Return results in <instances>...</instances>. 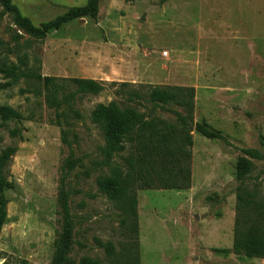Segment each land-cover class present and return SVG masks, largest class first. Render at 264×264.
Masks as SVG:
<instances>
[{"label":"rangeland","instance_id":"374dc122","mask_svg":"<svg viewBox=\"0 0 264 264\" xmlns=\"http://www.w3.org/2000/svg\"><path fill=\"white\" fill-rule=\"evenodd\" d=\"M13 2L40 26L89 0ZM0 64L31 68L59 86L49 92L0 71V106L21 116L0 120V155L16 150L4 169L10 187L0 264H54L63 194L73 221L65 264H264L217 252L234 245L239 150L264 154V0H102L97 20L74 21L45 39L21 31L0 5ZM71 79L94 80L105 90L82 95ZM121 84L142 94L148 86L195 89L194 122H207L230 145L192 133L191 189L162 190L171 179L155 158L102 155L105 135L92 115L100 105L128 104ZM47 96L62 107L49 106ZM135 104L148 120L177 124L176 113L185 115L146 100ZM126 159L144 177L130 189L136 211L130 201L122 209L98 183L116 166L126 170ZM254 165L246 189L264 203V160ZM106 243L115 247L111 257L100 245Z\"/></svg>","mask_w":264,"mask_h":264},{"label":"trees","instance_id":"16d2710c","mask_svg":"<svg viewBox=\"0 0 264 264\" xmlns=\"http://www.w3.org/2000/svg\"><path fill=\"white\" fill-rule=\"evenodd\" d=\"M102 0H89L84 7L69 9L57 19L35 25L29 18L24 17L13 0H0V5L5 14L12 16L15 26L27 35L36 39H45L50 33L61 30L65 25L74 21L92 18L98 19L100 4ZM169 0H161L164 4ZM25 58L22 61L27 62ZM0 71L7 78L16 81L17 77L27 80L41 82L46 90L59 86L56 80L43 77L33 69H19L17 66L8 67L0 64ZM77 93L82 95H99L105 88L94 80L71 79L69 80ZM15 82L9 84L12 87ZM117 84H113L116 86ZM7 87V86H1ZM119 94L126 96L128 104L100 105L92 115L93 123L98 126L105 135L106 144L102 149V155L107 160H113L126 152L135 151L141 154L140 160L146 162L148 158H155L162 167V172L170 177V183H164L162 190L185 191L191 189L192 185V152L187 148L194 145L192 133L198 132L201 136L213 140L228 143L226 136L220 131L213 129L207 122L195 123V98L194 88L184 87H160L148 86L146 94L129 90V84L118 85ZM139 100H146L153 107L165 108L173 106L185 113H176L177 124L158 122L156 119L148 120L135 104ZM68 98L63 102L66 104ZM47 103L51 107H62V102H57L52 96H47ZM77 115V114H76ZM21 116L9 107L0 106V120L8 123L20 120ZM230 145V143H228ZM242 156L238 158L236 178L239 182L237 187V218L235 228V240L232 250H219L222 254H235L249 259H264V203L255 200V194L246 189L254 170V161H263L264 154L256 149H240ZM13 148L6 149L0 155V233L6 222L7 201L4 197L5 189L10 187L4 176V169L7 162L15 154ZM155 157H152V156ZM149 156V157H148ZM148 157V158H147ZM126 170L116 166L112 175L98 180L99 186L107 191L122 209L127 201H130L132 209L136 211L138 200L131 196V188L139 183L144 177L137 171L134 160H125ZM125 170V171H124ZM151 185L149 184L150 187ZM143 190H153L145 188ZM61 207L64 214V229L58 240L55 242L54 264H65L73 246V221L69 211L66 196L63 194ZM126 211V210H125ZM138 217V212H136ZM252 222L244 227V221ZM248 224V223H247ZM245 229V232L243 231ZM111 257L115 253L112 243L100 244ZM82 264H96L94 261L84 259Z\"/></svg>","mask_w":264,"mask_h":264},{"label":"built area","instance_id":"2783aa9c","mask_svg":"<svg viewBox=\"0 0 264 264\" xmlns=\"http://www.w3.org/2000/svg\"><path fill=\"white\" fill-rule=\"evenodd\" d=\"M165 55L168 56V53L166 52Z\"/></svg>","mask_w":264,"mask_h":264}]
</instances>
